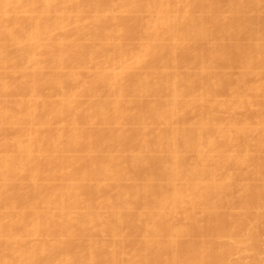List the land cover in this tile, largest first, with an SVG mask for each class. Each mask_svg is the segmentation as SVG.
<instances>
[{
  "label": "bare ground",
  "instance_id": "obj_1",
  "mask_svg": "<svg viewBox=\"0 0 264 264\" xmlns=\"http://www.w3.org/2000/svg\"><path fill=\"white\" fill-rule=\"evenodd\" d=\"M0 264H264V0H0Z\"/></svg>",
  "mask_w": 264,
  "mask_h": 264
}]
</instances>
